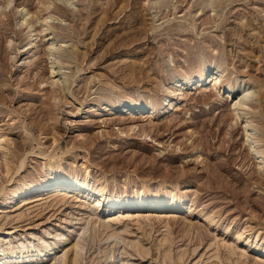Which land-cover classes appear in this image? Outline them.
<instances>
[{"label":"rangeland","instance_id":"1","mask_svg":"<svg viewBox=\"0 0 264 264\" xmlns=\"http://www.w3.org/2000/svg\"><path fill=\"white\" fill-rule=\"evenodd\" d=\"M151 1L0 0V254L34 246L0 264H73L75 244L78 264H264V163L223 89L259 95L247 112L264 149V0L214 12ZM51 44L63 75L51 74ZM206 65L222 73L216 85L171 93L175 75ZM122 100L149 106L134 118L104 109ZM50 169L102 190L99 211ZM140 192L182 207L106 204ZM42 246L56 249L39 257Z\"/></svg>","mask_w":264,"mask_h":264},{"label":"bare ground","instance_id":"2","mask_svg":"<svg viewBox=\"0 0 264 264\" xmlns=\"http://www.w3.org/2000/svg\"><path fill=\"white\" fill-rule=\"evenodd\" d=\"M69 0H67L68 2ZM221 0H204L205 5L211 9L212 12H214L215 7L218 3H220ZM163 2V0H153L151 1V6L153 8L159 7L160 4ZM46 25V24H45ZM48 26V25H46ZM49 29H51L50 26H48ZM30 43L28 44L27 47H29ZM50 51H49V63L51 65V74H56L58 75H63L61 72V69L59 65H57V61L54 58V52L57 49L56 45L54 46L51 44L50 46ZM61 49V47H58V50ZM222 77V73L219 72L218 69H214L211 65H206L202 69H200L197 73H195L194 76L186 79L183 81L179 75H175L172 78L171 85L175 86V90L171 92L172 94L174 92H179L178 95H180V90L182 91L184 88L185 89H190L192 86H201L203 87L205 83L211 82L216 85L219 81L220 78ZM61 79V84H62V89L66 90L68 87V82L66 78H60ZM180 86H183V89L179 88ZM225 89V92L228 93V96L231 98V106L233 107V111L236 114V117L238 115V118H240V123L243 127L244 130V138L243 142L246 146L250 148V153L251 155L258 160V165L261 163H264V149L258 145L260 142L258 140V129L253 126L250 118L248 117V110L249 106L248 104L252 101V98L256 96L258 98L259 95H256V92L254 91V88H252L250 85L246 83H241L237 85V88H235L233 85H228L223 87ZM218 93L220 90L217 91ZM176 95V94H175ZM255 97V98H256ZM254 100V99H253ZM166 106H171L172 101L166 100L164 101ZM148 104L145 101L139 100V101H126L122 100L120 103H117V105H113L112 107H108L107 105L104 106V109L107 108L109 111L112 112V110L115 112L114 114H119V115H124L130 118L136 117L138 114L140 115L142 111L145 109H148ZM149 113V112H148ZM263 165V164H262ZM261 165V166H262ZM51 173H53L55 176L59 178V180L56 182L58 185H68L70 188L73 187L74 190H76L78 193H84L86 195V198L92 197V208L96 211H99L101 202L105 201L104 193L102 190H97L93 194L90 192L89 187L85 185H74V184H67L64 180H62V173L53 171L52 169L49 170ZM61 179V180H60ZM17 193V192H16ZM141 193V192H140ZM82 195V194H81ZM127 196H124V200L127 199ZM91 199V200H92ZM136 202L133 204L129 205H124L122 200L120 199H114V201H107L106 204L109 206H114V205H119L122 207H128L133 210H142V212L148 214V215H156L157 212L155 213L154 211L159 210H170L172 214H176L177 211H179L182 207V199L179 198L178 196L170 195L168 193L163 194V195H157L152 196L150 194H146L142 192L141 194H137L135 196ZM176 216V215H175ZM114 235V234H113ZM111 235V237L113 236ZM116 235V234H115ZM117 236V235H116ZM114 238V236L112 237ZM74 240V239H73ZM56 247L52 246V248L47 249L46 247L42 246L41 250H39L36 254L39 257H44L46 255H50L53 250H55ZM81 247L79 244L74 245V250H73V264H78V254L80 251ZM257 249V248H256ZM34 246L29 245V247L22 251L18 252H11L10 255L6 253L0 254V257H17L19 259H25L27 255L31 254L33 252ZM258 250V249H257ZM37 251V250H36ZM35 251V252H36ZM261 255L264 254V251H258ZM62 254V253H61ZM37 256V257H38ZM60 257V256H59ZM58 257V258H59ZM28 258V257H27ZM57 258V259H58ZM67 260L66 255H62L59 259L58 264H65Z\"/></svg>","mask_w":264,"mask_h":264}]
</instances>
